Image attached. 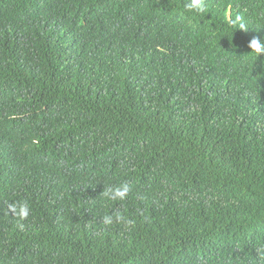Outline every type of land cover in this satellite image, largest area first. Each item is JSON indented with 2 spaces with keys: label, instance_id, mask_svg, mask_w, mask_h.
<instances>
[{
  "label": "trees",
  "instance_id": "16d2710c",
  "mask_svg": "<svg viewBox=\"0 0 264 264\" xmlns=\"http://www.w3.org/2000/svg\"><path fill=\"white\" fill-rule=\"evenodd\" d=\"M187 2L0 0V264H264V0Z\"/></svg>",
  "mask_w": 264,
  "mask_h": 264
},
{
  "label": "clouds",
  "instance_id": "9594fccd",
  "mask_svg": "<svg viewBox=\"0 0 264 264\" xmlns=\"http://www.w3.org/2000/svg\"><path fill=\"white\" fill-rule=\"evenodd\" d=\"M187 10H194L196 12H203L206 8L205 0H188L185 4ZM234 23H238V28L244 30L247 25L242 21V17L237 15L235 17ZM247 47L253 52L256 57L264 55V41L260 38L253 36L247 42ZM132 191L131 183L127 181H122L120 184L115 186H108L106 189H103V196L111 201H124L129 193ZM8 213L17 220L18 226L23 229L24 225L22 221L27 220L31 214V207L27 201H16L8 204L7 206ZM115 222L125 223L131 225L132 221L126 219L119 212L115 213ZM104 225L108 226L114 223L113 215H105L103 217ZM257 254L261 257H264V248L257 249Z\"/></svg>",
  "mask_w": 264,
  "mask_h": 264
}]
</instances>
